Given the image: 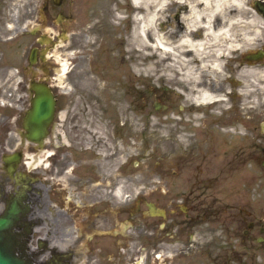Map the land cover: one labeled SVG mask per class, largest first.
Segmentation results:
<instances>
[{
    "label": "flooded vegetation",
    "instance_id": "af4514ba",
    "mask_svg": "<svg viewBox=\"0 0 264 264\" xmlns=\"http://www.w3.org/2000/svg\"><path fill=\"white\" fill-rule=\"evenodd\" d=\"M60 2L46 0L43 7L63 6ZM185 8L177 9L178 18ZM83 18L81 30L65 32L72 11H59L53 22L62 29L67 52L92 56L95 47L87 40L102 33L106 22L89 7ZM221 24L216 17L215 25ZM41 30L31 47L38 48L35 60L30 61V49L25 67L32 74L29 82L13 92L0 88V218L17 206L2 245L16 264H264V210L244 204L256 197L212 194V182L198 179L202 170L195 166L185 179L176 178L184 175L183 165L159 164L163 170L156 177L139 169L143 165L134 161L132 138L143 139L148 125L111 115L100 101L71 100L62 110L51 74L55 69L47 67L43 50L53 45L40 42ZM194 31L193 37L205 34L201 27ZM263 32L258 29L251 41L256 45L246 49L248 42L237 36L236 48L226 50L219 69L196 67L203 77L195 87L231 102L228 110L261 101L249 89L257 82L253 74L264 71ZM32 80L46 81L56 99L51 117L38 118L39 126L33 124ZM138 87L128 101L141 115L148 96ZM199 108L192 97V125L197 114L203 120L209 114ZM188 147L192 159V138ZM170 172L175 178H168Z\"/></svg>",
    "mask_w": 264,
    "mask_h": 264
},
{
    "label": "rangeland",
    "instance_id": "374dc122",
    "mask_svg": "<svg viewBox=\"0 0 264 264\" xmlns=\"http://www.w3.org/2000/svg\"><path fill=\"white\" fill-rule=\"evenodd\" d=\"M45 1L0 0V88H4L5 92L20 90L18 86L23 89L31 79L30 69L25 67L30 49L37 42L30 28L39 25L41 32L58 36L50 51L52 55L48 58L47 67L58 70L62 62L68 63L65 74L51 73L55 76L53 82L59 85L57 89L62 110L70 107L71 100H94V103L100 101L111 115L131 121L134 125L142 121L143 126L148 125L147 134L143 139L132 138L134 161L146 165L139 169L146 168L149 175L156 177L163 170L158 167L159 164L167 165V169L183 165L181 173L184 175L176 178L185 179L190 166H195L202 170L198 179L212 182V194L256 197L245 199L244 204L257 205L259 210H264V151L261 149V146L264 147V76L261 73L253 74L257 82L249 89V94L261 95L258 103L249 102L255 104L253 109L247 105L248 102L238 110L224 109L222 105L232 104L228 100L199 105L202 107L199 109L208 110L209 114L206 113L204 120L201 114H197L192 125V97L197 90V81L203 77V72L196 67L203 68L197 63L203 64L207 58L192 51V70L196 77H192L190 84L184 74L187 68L171 53L149 45H144L141 52L132 45L135 21L130 13L144 12L132 0H73V4L64 0L63 6L47 10L43 7ZM252 3L253 0L244 3L248 11L253 7ZM86 7L94 9L106 23H103L102 33L87 40L94 45L95 53L79 56L77 51L65 50L62 29L53 20L59 11H72L74 19L66 25L65 32L81 30L86 21L83 18ZM183 7H187L185 1L167 0L161 10L163 17L156 24L173 43H177L179 34L185 29L181 25V17H177V9ZM187 10L185 8L184 13ZM251 14V11L246 14L248 19L245 20L244 30L249 32L251 40L244 38L248 42L245 49L256 45V41L251 42L258 33L256 29L264 31V21L250 22ZM39 77L43 76L34 78ZM120 81L122 87L119 88ZM141 86L148 96V105L142 108L139 115L135 104L128 100L134 98L131 92L137 87L141 89ZM155 101L167 104L168 108L157 109ZM85 115L92 113L86 112ZM191 138L192 159L188 147ZM171 173L168 178H175L171 177Z\"/></svg>",
    "mask_w": 264,
    "mask_h": 264
},
{
    "label": "bare ground",
    "instance_id": "6f19581e",
    "mask_svg": "<svg viewBox=\"0 0 264 264\" xmlns=\"http://www.w3.org/2000/svg\"><path fill=\"white\" fill-rule=\"evenodd\" d=\"M132 1L139 9H144V12H138L134 17L132 45L138 47L141 52L144 45H149L156 50L171 53L179 63L187 68L184 74L190 84H192V77H196L192 70V50L200 56L208 57L201 64L202 67L208 66L212 70H217L221 67V58L225 55L226 50L236 48L237 36L251 40L249 32L244 30L245 20L248 19L246 18L247 12H252L250 17L247 16L250 22L264 19V16L255 10V7H251V10L248 11L244 5L248 0H179L180 2L185 1L188 10L181 14V25H184L185 29L179 34L177 43H173L156 25L157 21L163 17L161 10L167 0ZM218 16L222 20L220 26L215 25ZM200 27L205 31L204 36L193 37L192 30H197ZM255 32L258 30L256 29ZM180 50H182L183 56L180 55ZM59 70L60 74H65L68 70V63L62 62ZM260 73L264 76V71ZM218 96L207 88H201L196 90L194 101L199 104H208L216 99H222Z\"/></svg>",
    "mask_w": 264,
    "mask_h": 264
},
{
    "label": "water",
    "instance_id": "95a60500",
    "mask_svg": "<svg viewBox=\"0 0 264 264\" xmlns=\"http://www.w3.org/2000/svg\"><path fill=\"white\" fill-rule=\"evenodd\" d=\"M59 2V0H55ZM255 4L259 7L260 10L264 12V0H255ZM36 54V48H33L31 54V61H33ZM35 86L36 97L34 99L35 110L33 113V119L36 123H33L35 126L42 125V123H38L37 120L42 118H49L52 115L55 107V99L52 93V90L45 82L33 81ZM17 213V206L12 205L8 210L7 214L4 217L0 218V264H16V257L8 253L5 247L2 245V232L8 229L11 225V221L13 217Z\"/></svg>",
    "mask_w": 264,
    "mask_h": 264
}]
</instances>
